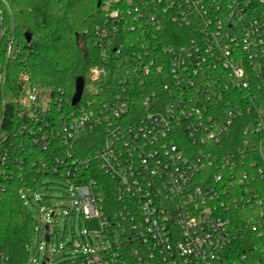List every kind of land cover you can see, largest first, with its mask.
<instances>
[{
	"label": "built area",
	"instance_id": "2783aa9c",
	"mask_svg": "<svg viewBox=\"0 0 264 264\" xmlns=\"http://www.w3.org/2000/svg\"><path fill=\"white\" fill-rule=\"evenodd\" d=\"M103 5L98 63L74 105L34 81L32 39L0 0V192L21 179L24 199L46 175L74 188L71 207L97 228L58 264H260L264 0Z\"/></svg>",
	"mask_w": 264,
	"mask_h": 264
},
{
	"label": "trees",
	"instance_id": "16d2710c",
	"mask_svg": "<svg viewBox=\"0 0 264 264\" xmlns=\"http://www.w3.org/2000/svg\"><path fill=\"white\" fill-rule=\"evenodd\" d=\"M7 2L21 36L31 35L33 53L29 64L34 81L65 89L71 95L78 77L87 83L90 69L98 63L99 48L93 30L104 19V0ZM171 27L176 29L178 25ZM166 30L169 33L170 27ZM168 33L159 36L168 38ZM16 85L15 79L8 82L6 120L16 113ZM31 179L28 175L27 181L32 182ZM23 184L21 179H16L0 192V247L9 255L10 264H30L34 221L21 197ZM261 260L264 264V254Z\"/></svg>",
	"mask_w": 264,
	"mask_h": 264
},
{
	"label": "rangeland",
	"instance_id": "374dc122",
	"mask_svg": "<svg viewBox=\"0 0 264 264\" xmlns=\"http://www.w3.org/2000/svg\"><path fill=\"white\" fill-rule=\"evenodd\" d=\"M24 203L33 218V234L29 259L58 264L91 247L87 232L97 228L94 220H85L71 207L70 199L78 200L74 188L63 178L43 176L38 183L23 192ZM56 216L52 217V212ZM75 211V212H74ZM51 225V240L46 241L43 229ZM81 243L80 247H77Z\"/></svg>",
	"mask_w": 264,
	"mask_h": 264
},
{
	"label": "water",
	"instance_id": "95a60500",
	"mask_svg": "<svg viewBox=\"0 0 264 264\" xmlns=\"http://www.w3.org/2000/svg\"><path fill=\"white\" fill-rule=\"evenodd\" d=\"M26 39L27 41H30L31 40V35L29 33H26ZM84 79L83 77H78L77 80H76V88H75V93L73 95V104H77L81 97H82V94H83V90H84ZM46 230L49 231V226H46ZM46 241H49L50 240V234L47 233L46 234V237H45ZM45 264V262H44Z\"/></svg>",
	"mask_w": 264,
	"mask_h": 264
}]
</instances>
